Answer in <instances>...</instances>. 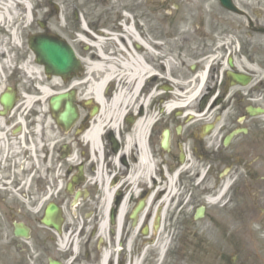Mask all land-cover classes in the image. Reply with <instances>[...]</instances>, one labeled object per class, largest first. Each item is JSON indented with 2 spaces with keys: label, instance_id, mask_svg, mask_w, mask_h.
Returning <instances> with one entry per match:
<instances>
[{
  "label": "flooded vegetation",
  "instance_id": "1",
  "mask_svg": "<svg viewBox=\"0 0 264 264\" xmlns=\"http://www.w3.org/2000/svg\"><path fill=\"white\" fill-rule=\"evenodd\" d=\"M195 2L200 7L190 4L192 13L200 10V16L202 11L206 21L197 24L170 71L169 91L174 94L156 100L146 150L159 179L182 169L175 177L176 188L187 197L191 187L202 189L218 207L220 228L230 230L229 242L221 243L220 264H264V16L253 14L239 0L233 2L247 15L226 9L221 0ZM107 3L91 0V11ZM192 20L195 23V16ZM1 47L0 55H11L1 53ZM101 50L112 47L106 44ZM78 56L81 71L69 81L87 71L86 58ZM161 79H149L144 96L153 87L168 90L160 85L167 76ZM177 89L185 94L186 106L163 111L178 97ZM76 102L79 116L65 128L53 112L43 110L47 105L24 111L16 98L14 108L6 111L0 99V259L13 257L24 264H149L140 259L131 232H125L128 222L115 228L125 189L116 191L120 199L114 219L113 208L107 215L109 227L102 221L105 186L120 185L136 161L132 153H124L136 119L126 116L122 128L105 129L95 143L89 136L93 111ZM150 193L141 182L140 198L128 204V212ZM203 208L206 216L209 208ZM130 225L134 229V223ZM247 245L255 247L248 250ZM228 247L235 249L233 254Z\"/></svg>",
  "mask_w": 264,
  "mask_h": 264
},
{
  "label": "bare ground",
  "instance_id": "2",
  "mask_svg": "<svg viewBox=\"0 0 264 264\" xmlns=\"http://www.w3.org/2000/svg\"><path fill=\"white\" fill-rule=\"evenodd\" d=\"M116 3H120L125 9H135L138 21V28L141 30L139 34H133L134 40L130 42L131 31L129 28H124L120 24L114 21H106L103 24L104 27L111 29L117 28L121 31V35H117L119 39L109 55L104 54L101 50L103 45L101 40H97L95 43L94 52L86 57L85 62L87 64V71L85 74L73 78L69 82L63 81L59 75L45 74L44 67L41 64L36 63L29 57L27 59V73L30 76H36L40 79L37 82L39 86V97L41 103L44 105L45 102L52 97V89H63L65 85L69 86L70 90L78 91V100L80 103L88 102V108L98 106L99 112L91 115L92 123L89 130V136L93 142H98V137L107 128L117 129L122 128V120L128 115H132L136 122L130 126V134L126 138V146L124 148L125 154L132 153L135 158L134 164L130 167L124 180L120 185L114 188H108L105 186L103 192L102 201H104V217L102 218L103 224L109 227L108 213L110 208H115L118 195L117 190H126V196L120 204L116 218V229L120 230L124 228L126 216L128 213V196L138 195L139 187L141 182L148 185V189L151 193L147 200V208L139 218V224L134 228L130 234V239L138 238V230L141 227L142 221L147 218L150 220L154 219L156 214L159 215L161 221L157 229L148 228V235L144 237L146 244L153 242V246L157 249V255L159 259L166 253V248L170 245V238H172L171 228L165 225L166 215L172 208L178 209L177 203L180 196V191L176 188L175 177L181 170L172 174L164 175L162 179H159L155 174V162L151 159L146 150V139L149 132V127L155 116L154 106H156L157 98H164L162 95L165 91L166 96L172 97L174 94L168 86L166 90L159 91V88L153 87L148 96H144L148 80L156 78L157 76L162 77L159 73V67L162 70L167 71L171 68L170 61L167 59L165 63L159 64L157 56H150V62H145L146 56L150 55V51L158 53L160 44L156 41L155 37H149L147 32L155 25V22L146 16L144 22H141L140 13L138 11L141 2L137 0L134 3L133 0H115ZM33 0H0V29L2 28L3 21L9 23L15 19L22 20L24 24L31 22L32 15H36V8L31 10ZM85 5L91 7V0H86ZM100 6V5H99ZM102 7V6H101ZM65 10V9H64ZM32 13V15H31ZM62 17L65 16V12L61 10ZM60 15L56 17L54 24L59 30L65 27L62 24L63 18ZM7 22V23H8ZM188 24H191V18L187 20ZM114 26V27H113ZM86 26H82L85 28ZM144 30V32H143ZM14 43L17 44L20 41V33L17 30L12 31ZM87 37H91L88 32L85 33ZM82 35L83 38L86 36ZM114 34H103V36L110 37L112 40ZM85 42L84 39L80 40ZM92 45V44H91ZM162 45V44H161ZM2 49V47H1ZM171 75H168L170 79ZM115 81L118 83L119 89L115 92H111V89L115 87ZM178 92L179 89H177ZM168 91V92H167ZM160 92V93H159ZM27 98V102H33L31 96H24ZM185 94L180 92L177 98H173L168 104L162 108L164 111H173L179 107L186 106ZM150 108V112L148 108ZM138 110H141L140 112ZM125 128V126H124ZM110 178L106 180L109 181ZM122 185V186H121ZM120 190V191H121ZM116 194V195H115ZM119 194V193H118ZM185 206L188 204V199H185ZM215 202L216 199H212ZM131 242V241H130ZM144 253L141 254L143 259L146 256Z\"/></svg>",
  "mask_w": 264,
  "mask_h": 264
},
{
  "label": "rangeland",
  "instance_id": "3",
  "mask_svg": "<svg viewBox=\"0 0 264 264\" xmlns=\"http://www.w3.org/2000/svg\"><path fill=\"white\" fill-rule=\"evenodd\" d=\"M195 1L198 0H139L141 4L138 11L140 13L141 22H144L146 16L155 22V25L147 34L149 37H155L156 40L162 43L160 52L166 58L162 59L163 63H165L167 59L170 61L171 68H168L167 71L161 70L164 77L170 75V71L175 68L176 58L187 40L194 37V32L192 31L196 29L197 24H199L202 19V23L206 21V17L202 11L200 14L201 17L199 16L200 10L198 12L196 11L197 16L192 13L193 9L190 4L196 3V10L200 7V4ZM38 2L40 5L36 9L37 15L34 16L32 24H24V26L22 25L23 27L21 26L18 30L20 33V41L15 50L16 52L11 53V46L13 47L14 43L6 42L5 44H9L7 47L11 55H0L2 64L0 66V94L5 91L8 86L15 88L19 92V99L22 102L21 106H23L24 111L39 104L32 102L28 103L27 98L24 96H31L32 98L39 96V92L35 86V83L39 79L27 73L26 64L29 57L35 61V55L30 49L29 40L32 34L42 31V23L40 21L45 22L47 26L46 31L48 33L59 35L61 38L67 40L78 53L83 54L85 57L94 52L92 46L91 48L89 47L91 44L90 42L94 41L96 38L94 39L91 32L89 33L91 37H82L83 34L80 32V30H82L81 24H83L82 19L84 18V20L87 21L91 31H98L103 28L107 29L103 24H105L106 21L117 22L120 20L122 18V11L125 9L120 3H116L115 0H108L107 5L102 7L98 6L96 12H92L90 7H84V0H40ZM133 2L137 3V0H133ZM239 3L246 7L247 10L249 8L253 14L259 17L264 16V0H239ZM75 9H78L80 13L81 22L75 18ZM61 10L65 12L64 17L61 15ZM126 10H129L131 13L133 12V14L135 13L134 8L133 10L126 8ZM59 15L63 18L61 21L65 30H59L55 27L56 25L54 22L56 20L54 19ZM191 16H195V23L194 20H192L194 25L193 23H183L184 20H188ZM234 19L238 20L237 17H234ZM210 23H206V27ZM229 28L231 27L224 25L223 29L228 30ZM1 29L3 30V27ZM199 30L202 31L203 28ZM81 39H84L85 42H81ZM100 39L107 42L106 44H108L109 49L110 46L112 50L114 49V40L111 38L106 39L101 36ZM7 40L10 39L0 30V46ZM86 52H88V55H84ZM179 66L180 63L178 67ZM161 80L164 79L162 78ZM164 81L165 82H161L162 84L160 85L173 86V81L169 79ZM66 88L67 85L63 87V90ZM52 90L54 92V89ZM46 105L47 106L43 110L47 111V109H49V113H51L49 103ZM81 111L84 116L85 112L83 107ZM52 118L53 116L50 114V124L53 123ZM201 190L202 189L191 187L190 192H192V194L188 204L183 207L184 209L172 208L167 213L165 225L171 228L173 234L172 238H170V245L167 246V252L162 259H159L157 249L154 248L153 242H149L148 244L145 243L144 237L148 234L143 235L141 231L139 232L138 238L133 240V246H138L140 248L139 254L143 252L145 255V252H147L142 261L149 264H220L219 254L221 253L220 249L223 248L221 243L229 242L230 230L226 226L220 228L221 220L219 215H221V213L218 212V207L211 205L212 203L205 198V194H203ZM204 205L209 208L208 214L197 218V208ZM129 220L128 216L126 220V222H128L127 227L125 226L127 228L125 232L127 233L132 230L130 229V222L132 221ZM254 247V245H247L248 250ZM228 248L230 249L229 254H233L235 249H232V247ZM7 258L8 260L0 259V264L25 263L24 261L21 263L19 260L14 262L12 260L13 257L12 259L9 257Z\"/></svg>",
  "mask_w": 264,
  "mask_h": 264
},
{
  "label": "water",
  "instance_id": "4",
  "mask_svg": "<svg viewBox=\"0 0 264 264\" xmlns=\"http://www.w3.org/2000/svg\"><path fill=\"white\" fill-rule=\"evenodd\" d=\"M224 5L230 9H234L231 0H223ZM31 46L38 56L40 62L46 63L50 73L62 74L67 76L70 71L76 68L77 61L73 48L65 41L58 37H49L42 34L32 38ZM68 94H63L56 98H52L51 106L55 112H59L63 103L66 101L65 111L58 117L64 125L68 126L76 117V109L73 106L72 98H66ZM13 94L5 93L2 96L4 105L12 102ZM143 203L134 211L133 219H136L137 214L141 210ZM53 264V263H52Z\"/></svg>",
  "mask_w": 264,
  "mask_h": 264
}]
</instances>
